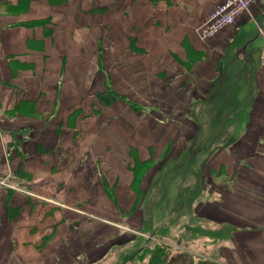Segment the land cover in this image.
<instances>
[{"label": "crops", "instance_id": "0c3cea01", "mask_svg": "<svg viewBox=\"0 0 264 264\" xmlns=\"http://www.w3.org/2000/svg\"><path fill=\"white\" fill-rule=\"evenodd\" d=\"M220 1L0 0V264H264V0L198 39Z\"/></svg>", "mask_w": 264, "mask_h": 264}, {"label": "rangeland", "instance_id": "374dc122", "mask_svg": "<svg viewBox=\"0 0 264 264\" xmlns=\"http://www.w3.org/2000/svg\"><path fill=\"white\" fill-rule=\"evenodd\" d=\"M243 12H245V11H243ZM242 13V12H241ZM188 150L186 151V152H184V153H182V155L180 156V161L179 162H181L178 166L176 165V167L173 165V162L171 161V160H166V161H162V164H163V162L166 164V165H168V166H166V168H167V171H166V174L168 173V171H170V174H175V175H177V174H179V175H186V174H190L191 172H192V169H191V166H193V163H195L194 161L196 160V158H197V156L199 155V153L197 152V153H195V151H192V149L188 146V148H187ZM162 157H163V155H162ZM161 157V158H162ZM161 158L160 159H151V160H148V161H146V163L145 164H141L140 162L139 163H135V167H133V168H131V170H133L134 171V175H137L138 176V174L139 175H141V174H143V172L145 173V171L148 169V171L147 172H149V173H151L152 171H154L155 169H156V167L158 166V163H159V161H161ZM152 173H154V172H152ZM1 178V177H0ZM8 181V180H7ZM7 183H9V181L7 182ZM138 181H135V186H137L138 185ZM0 185H2V184H0ZM3 186H6V185H3ZM6 187H8V185L6 186ZM21 190H23V191H27L25 188H21ZM188 201H189V199H187ZM191 200V199H190ZM188 204H186V206H187V208L189 209V208H191L190 207V202H187ZM214 210V211H213ZM213 210H209V213H208V215L210 216H214V217H216L217 216V214H215V213H211V212H217V213H220L218 210H215V209H213ZM208 215L206 214L205 215V218H204V220H206V218L208 217ZM85 217L87 218V219H89L90 220V222H94V221H97L96 220V218H93L90 214H85ZM182 217H187V216H182ZM177 221L176 222H178V221H181V220H183L184 218H181V216H177ZM173 219V218H172ZM208 219V218H207ZM169 220H167V222H168ZM187 222L188 223H190L188 220H187ZM86 224L88 223V222H85ZM126 227V226H124V224L123 225H120V227L122 228V229H124L123 227ZM193 229H198V230H193L192 231V235H199V236H201V237H199L200 239H203L202 238V235H205L206 233H208V235H213V236H215V235H221L222 234V231H217V233H214V234H212V233H210L209 231H206V230H204V229H202V228H200V227H197V228H194L193 227ZM104 229H102V230H99V231H96V232H94L93 234H92V236H100L101 234H103V233H105V232H107V231H103ZM125 231H126V229H124ZM162 230H164V229H162ZM155 233H157V232H155ZM152 230H142V234H141V237L143 238V239H148V238H153V237H155L154 236V234H155ZM195 233H197V234H195ZM88 234H90L91 235V232L90 233H88ZM87 236V238L88 239H90V238H92V236ZM140 236V235H139ZM178 238V237H177ZM177 238H170L169 240H167V241H173L172 243L175 245H173L172 247H169L168 249H167V251L169 252V255H171L172 254V252H176V254L178 253V254H180L177 250H183L182 249V247H184L185 249L187 248V249H191V250H193V251H191V252H188V251H185L184 253H186L184 256H188L187 258H189V255L190 256H194V254H193V252L196 254L195 255V257H199V258H204L205 256H209L210 255V253H211V246L210 247H205V244H202L203 243V241H200V243L198 242L197 244H199L200 246H197L196 247V251L193 249V246H195L194 245V243L193 242H191V241H187V240H182L183 242L182 243H180V242H176V239ZM200 239H198V240H200ZM217 241V239L215 240V242ZM195 242V241H194ZM189 243H193L192 245H190ZM164 244H162V246H163ZM139 247H141V246H139ZM158 247H160L161 249H163V251L165 250V246H163V247H161V246H158ZM155 248V251H156V249H157V246L156 247H154ZM169 249L171 250V252L169 251ZM207 250V251H205V250ZM157 254H158V252H156ZM161 253V252H160ZM155 256H157V255H155ZM189 260V259H188ZM185 262H186V260H185ZM78 264V263H77ZM185 264V263H184Z\"/></svg>", "mask_w": 264, "mask_h": 264}, {"label": "built area", "instance_id": "2783aa9c", "mask_svg": "<svg viewBox=\"0 0 264 264\" xmlns=\"http://www.w3.org/2000/svg\"><path fill=\"white\" fill-rule=\"evenodd\" d=\"M256 1L257 0H221L208 12L204 20L195 26L194 31L197 38L205 40L208 37L214 36L224 26L233 23L241 12L248 11L250 6ZM257 32L262 37V63L264 65V27L257 24ZM7 182L6 176L0 178V184L16 188V186Z\"/></svg>", "mask_w": 264, "mask_h": 264}, {"label": "trees", "instance_id": "16d2710c", "mask_svg": "<svg viewBox=\"0 0 264 264\" xmlns=\"http://www.w3.org/2000/svg\"><path fill=\"white\" fill-rule=\"evenodd\" d=\"M210 233H212V234H214V233H217V231L216 230H208ZM157 249H158V251H157ZM156 249V252H158V254L155 252V255H157V257L159 256V255H161L162 253H163V249H161V248H157ZM161 252V253H160Z\"/></svg>", "mask_w": 264, "mask_h": 264}]
</instances>
